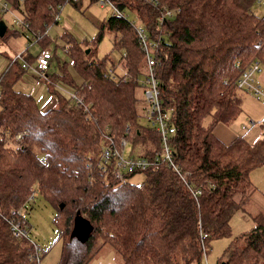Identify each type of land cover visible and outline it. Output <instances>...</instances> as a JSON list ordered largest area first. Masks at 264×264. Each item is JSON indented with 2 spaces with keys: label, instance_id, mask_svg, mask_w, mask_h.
Returning <instances> with one entry per match:
<instances>
[{
  "label": "trees",
  "instance_id": "obj_1",
  "mask_svg": "<svg viewBox=\"0 0 264 264\" xmlns=\"http://www.w3.org/2000/svg\"><path fill=\"white\" fill-rule=\"evenodd\" d=\"M4 1L14 8L19 3ZM65 1L22 0L27 29L42 48ZM111 1L127 16L104 18L91 43L95 48L105 31L113 33L112 48L119 53L125 78L114 69L109 53L92 58L89 45L86 52L66 33V51L82 80L75 83L64 65L61 72L48 74L46 88L54 105L42 109L31 93L13 87L25 70L17 60L0 74V264H38L32 256L34 242L29 236L14 237L8 222L26 221L23 211L32 190L54 209L53 222L62 238L56 264H85L103 244L116 249L121 264H201L202 243L208 253L213 239L230 236L236 211L247 213L253 225L231 236L217 264H264V213L247 210L256 190L249 171L264 162V146L241 136L226 143L213 131L216 123H229L240 112L241 68L264 59V13L252 10L257 0ZM166 10H173L172 15L160 21ZM128 13L156 41L154 75L174 126L173 158L188 184L164 162L140 171L138 183L127 179L135 172L120 182L95 165L108 138L125 136L132 155L148 156L159 149L155 129L139 121L140 100L143 113L145 108L137 82L143 51ZM23 58L29 62L27 52ZM109 68L116 78L109 76ZM57 80L73 86L84 105L76 107L70 96L61 94ZM19 131L23 134L16 140L13 135ZM192 187L200 189L196 197ZM76 211L93 226L83 242L69 235Z\"/></svg>",
  "mask_w": 264,
  "mask_h": 264
},
{
  "label": "rangeland",
  "instance_id": "obj_2",
  "mask_svg": "<svg viewBox=\"0 0 264 264\" xmlns=\"http://www.w3.org/2000/svg\"><path fill=\"white\" fill-rule=\"evenodd\" d=\"M3 1L0 0V19L5 22L8 30L6 37H0V74L6 67V64L19 53H21V56L18 57L17 63H23V57L27 52L28 67L13 82V87L17 90L31 93L40 107H44L51 100V94L46 88V77L50 73L61 72L60 66L64 65L75 83L79 84L82 80L81 75L73 66L68 52L64 50V47L68 48L65 33L80 41L79 45L81 47L84 48L89 45L91 47L90 56L92 58L100 59L109 53L110 59L115 62L114 69L118 73L124 71L121 62L117 61L119 53L112 48L113 33L105 31L99 42H96L95 48H93L91 43V39L96 36L98 31V24L113 11V7L108 1L104 0L105 3L102 6L99 4V0L92 2L89 0H78L77 6H74L71 1H65L62 4L58 12V21L52 23L46 30L47 47L51 51V58L44 77L34 67L35 58L42 48V44L35 41L32 32L26 28H22V32L20 31V33L9 31L19 27L18 23L14 22V16L20 18L21 13L17 9H12L10 1L7 3L8 9L3 11ZM252 10L256 14H263L264 4H258L255 1ZM128 17L137 26H143L131 13H128ZM25 49L27 50L25 51ZM86 49L89 50L88 47ZM111 60L107 61L108 67L111 65ZM144 65L143 61L141 73L139 74L140 79H143ZM16 67L17 64H13V69ZM253 77L264 86V67L262 72L254 73ZM55 86L65 96L71 97L74 93L73 86L62 80H57ZM239 92L242 99L240 112L229 123H216L213 131L226 143L236 136H241L249 143L259 142L264 146V123H257L260 120L264 121V102L259 96L245 89L241 88ZM141 94V88H138L139 98ZM138 110L141 113L139 121L142 124H149L146 115H144L145 111L143 113V103L141 100L138 102ZM209 121V117H206L203 123L207 125ZM130 148L131 144L127 142L124 146V153H130ZM249 178L256 187V190L250 196L247 210L251 212L250 214L256 212L264 213V195L262 194L264 191V162L250 169ZM127 179L138 183L143 179V172H135ZM23 215L30 227L29 238L42 250L38 264H56L60 257L62 238L58 235L53 222V207L36 192L23 211ZM252 225L253 220L247 213L236 211L230 220L231 235L212 240L211 249L207 253L208 262L210 264H217L222 250L227 245L231 236L250 229ZM121 263L122 258L116 249L109 244H103L85 264Z\"/></svg>",
  "mask_w": 264,
  "mask_h": 264
},
{
  "label": "built area",
  "instance_id": "obj_3",
  "mask_svg": "<svg viewBox=\"0 0 264 264\" xmlns=\"http://www.w3.org/2000/svg\"><path fill=\"white\" fill-rule=\"evenodd\" d=\"M71 2H75L77 0H69ZM97 1V0H96ZM108 1L113 7V14H124L112 3L111 0ZM258 4H264V0H257ZM105 3L104 0H99V4L102 6ZM7 2L3 1L2 10L5 11L7 8ZM61 7V5H60ZM12 9H17L21 13V17L18 18L14 16V22L18 23V28L22 30V28L27 29V23L23 19L22 15V0H19L18 6L16 8L12 7ZM173 10H166L164 14H161L159 19L160 21L164 18V16H171ZM58 19V14L56 15ZM135 28L137 31V41L140 45L141 50L143 51V61L145 71L143 73V79H140L138 76L137 82L139 86L142 88V95L145 101V115L149 121V125L155 129L158 134L159 139V149L152 152V154L148 156L141 155H132L124 153V146L128 142V139L125 136L119 138V140L115 141L113 138H108L107 142L104 143L97 155L95 160V165L98 170L104 174H110L113 178L117 179L120 182L126 181V175L128 173L143 171L147 168H155L159 162H164L168 167L169 171L179 176L185 184H188L186 180L185 173L183 174L177 163L173 158V151L170 146L171 135L174 133V126L171 124L169 120V116L166 111L163 109L161 102L160 89L158 86L157 79L154 75V66L156 64V58L154 54V47L156 46V41L151 39L147 34L146 30L143 26H137L135 24ZM28 30V29H27ZM37 35L33 38L36 41ZM66 51V48L64 47ZM21 56V53L17 54L10 61L17 60L18 57ZM51 58V51L46 46L40 49L39 53L35 58V69L40 72V75L44 77L46 70L48 69L49 61ZM23 68L28 67V62L24 60L21 63ZM264 67V59H256L246 66L241 68L240 74L237 78V87L240 89H245L246 91L257 95L264 102V86L255 80L253 74L258 72H262ZM108 74L112 78H116L114 74V69L109 68ZM121 76L125 78V71L121 73ZM120 76V77H121ZM1 81V80H0ZM2 95L1 90V82H0V97ZM71 100L75 103L76 107H81L84 105L83 97L78 93H73L71 95ZM258 124L264 123V121H258ZM128 128V126H126ZM23 132L19 131L13 135V138L16 140H20ZM194 197H196L200 193L199 188H189ZM34 197V191L32 190L30 194L27 196L26 200L28 202ZM10 223V231L14 237H26L28 238L30 227L28 223L24 220H12L9 219ZM205 233H201V237H205ZM34 245V253L32 256L39 261L38 251L40 248L33 243ZM202 256H201V264H210L207 260V252L205 246L201 245Z\"/></svg>",
  "mask_w": 264,
  "mask_h": 264
},
{
  "label": "water",
  "instance_id": "obj_4",
  "mask_svg": "<svg viewBox=\"0 0 264 264\" xmlns=\"http://www.w3.org/2000/svg\"><path fill=\"white\" fill-rule=\"evenodd\" d=\"M5 30L6 24L2 19H0V37L4 34ZM86 51H88V49H86ZM61 205L62 204H60V206ZM92 227L93 226L90 221L81 215L79 211H76L73 217V223L69 235L70 237H75L79 241L83 242L89 237ZM221 264L224 263L221 262Z\"/></svg>",
  "mask_w": 264,
  "mask_h": 264
},
{
  "label": "crops",
  "instance_id": "obj_5",
  "mask_svg": "<svg viewBox=\"0 0 264 264\" xmlns=\"http://www.w3.org/2000/svg\"><path fill=\"white\" fill-rule=\"evenodd\" d=\"M54 103H55V100H54V98H53V96L51 95V100H49L48 102H47V104L44 106V107H40V108H42V109H45V108H47V107H50V106H52V105H54ZM39 106V105H38ZM214 133L217 135V133L214 131ZM221 140H223L219 135H217ZM224 141V140H223ZM225 142V141H224Z\"/></svg>",
  "mask_w": 264,
  "mask_h": 264
}]
</instances>
